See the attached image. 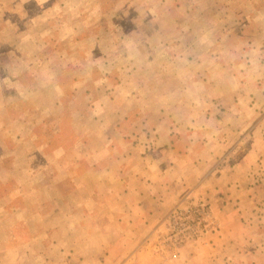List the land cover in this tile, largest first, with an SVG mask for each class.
I'll return each instance as SVG.
<instances>
[{"label": "rangeland", "instance_id": "obj_1", "mask_svg": "<svg viewBox=\"0 0 264 264\" xmlns=\"http://www.w3.org/2000/svg\"><path fill=\"white\" fill-rule=\"evenodd\" d=\"M0 264H264V0H0Z\"/></svg>", "mask_w": 264, "mask_h": 264}]
</instances>
